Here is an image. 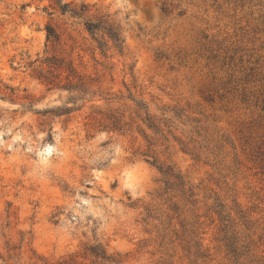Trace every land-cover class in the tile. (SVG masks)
Listing matches in <instances>:
<instances>
[{"label":"rangeland","instance_id":"374dc122","mask_svg":"<svg viewBox=\"0 0 264 264\" xmlns=\"http://www.w3.org/2000/svg\"><path fill=\"white\" fill-rule=\"evenodd\" d=\"M0 264H264V0H0Z\"/></svg>","mask_w":264,"mask_h":264},{"label":"trees","instance_id":"16d2710c","mask_svg":"<svg viewBox=\"0 0 264 264\" xmlns=\"http://www.w3.org/2000/svg\"><path fill=\"white\" fill-rule=\"evenodd\" d=\"M88 29L89 31L91 30H94L96 29V26L95 25H88ZM48 36L49 38L53 37V32L51 29H48ZM116 37V36H115ZM113 40L118 43L119 42V39L114 38L112 37ZM144 124L146 122H148L149 125L148 128L149 129H152V128H155V125H154V118L152 116H150L148 113H146V117L144 118ZM146 156V159L145 161L149 164H151L152 166H155L159 171L160 173L162 174V176L164 177L165 179V183L167 186H170L169 188L171 187H179L180 189H182L184 191L185 187H186V184H185V181L183 179V177L179 174V173H176L175 170L171 167H162V166H157V160L154 158V157H150L148 155H145ZM150 158L152 161H150ZM189 193H191V189L188 190ZM194 194L191 193V197L193 196ZM94 252V251H93ZM95 253V252H94Z\"/></svg>","mask_w":264,"mask_h":264}]
</instances>
